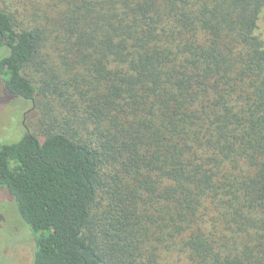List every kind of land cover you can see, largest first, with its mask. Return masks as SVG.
Here are the masks:
<instances>
[{
	"label": "trees",
	"instance_id": "obj_1",
	"mask_svg": "<svg viewBox=\"0 0 264 264\" xmlns=\"http://www.w3.org/2000/svg\"><path fill=\"white\" fill-rule=\"evenodd\" d=\"M263 18L264 0H0V85L29 115L0 189L32 264H264Z\"/></svg>",
	"mask_w": 264,
	"mask_h": 264
},
{
	"label": "rangeland",
	"instance_id": "obj_2",
	"mask_svg": "<svg viewBox=\"0 0 264 264\" xmlns=\"http://www.w3.org/2000/svg\"><path fill=\"white\" fill-rule=\"evenodd\" d=\"M264 32V18L260 22ZM28 104L4 97L0 85V144L26 129ZM25 109V110H24ZM35 242L20 219L13 200L0 189V264H32Z\"/></svg>",
	"mask_w": 264,
	"mask_h": 264
},
{
	"label": "flooded vegetation",
	"instance_id": "obj_3",
	"mask_svg": "<svg viewBox=\"0 0 264 264\" xmlns=\"http://www.w3.org/2000/svg\"><path fill=\"white\" fill-rule=\"evenodd\" d=\"M5 264H7L6 260H5Z\"/></svg>",
	"mask_w": 264,
	"mask_h": 264
}]
</instances>
